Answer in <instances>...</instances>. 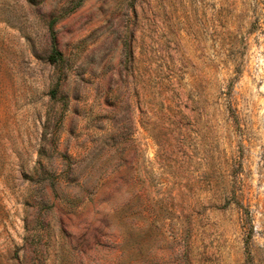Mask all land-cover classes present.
<instances>
[{"label":"rangeland","instance_id":"374dc122","mask_svg":"<svg viewBox=\"0 0 264 264\" xmlns=\"http://www.w3.org/2000/svg\"><path fill=\"white\" fill-rule=\"evenodd\" d=\"M0 264H264V0H0Z\"/></svg>","mask_w":264,"mask_h":264},{"label":"trees","instance_id":"16d2710c","mask_svg":"<svg viewBox=\"0 0 264 264\" xmlns=\"http://www.w3.org/2000/svg\"><path fill=\"white\" fill-rule=\"evenodd\" d=\"M54 52H55L56 54H58L57 51H54ZM54 58H55V57H54Z\"/></svg>","mask_w":264,"mask_h":264}]
</instances>
